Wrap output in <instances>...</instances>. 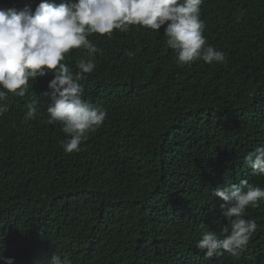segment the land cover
I'll use <instances>...</instances> for the list:
<instances>
[{"label":"trees","instance_id":"1","mask_svg":"<svg viewBox=\"0 0 264 264\" xmlns=\"http://www.w3.org/2000/svg\"><path fill=\"white\" fill-rule=\"evenodd\" d=\"M0 111V264H264V0H0Z\"/></svg>","mask_w":264,"mask_h":264},{"label":"clouds","instance_id":"2","mask_svg":"<svg viewBox=\"0 0 264 264\" xmlns=\"http://www.w3.org/2000/svg\"><path fill=\"white\" fill-rule=\"evenodd\" d=\"M52 5L51 4H47L46 6H45V8L46 9H48V8H50ZM38 105V103L36 102L33 106H37ZM3 116V114H2V112L0 111V118ZM30 118V117H29ZM5 119V118H4ZM6 120V119H5ZM24 120V119H23ZM0 127H2V126H0Z\"/></svg>","mask_w":264,"mask_h":264}]
</instances>
